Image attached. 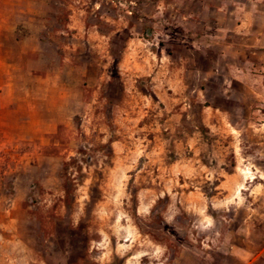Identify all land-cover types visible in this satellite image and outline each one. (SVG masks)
<instances>
[{"label":"rangeland","instance_id":"1","mask_svg":"<svg viewBox=\"0 0 264 264\" xmlns=\"http://www.w3.org/2000/svg\"><path fill=\"white\" fill-rule=\"evenodd\" d=\"M252 5L0 0V264L257 258L264 107L216 67Z\"/></svg>","mask_w":264,"mask_h":264},{"label":"crops","instance_id":"2","mask_svg":"<svg viewBox=\"0 0 264 264\" xmlns=\"http://www.w3.org/2000/svg\"><path fill=\"white\" fill-rule=\"evenodd\" d=\"M244 9V8H242ZM231 29H223L227 37L219 53L217 69L224 79L223 91L236 96L238 109L264 107V5L247 7ZM264 252V245L259 251ZM253 258L246 264H255Z\"/></svg>","mask_w":264,"mask_h":264}]
</instances>
